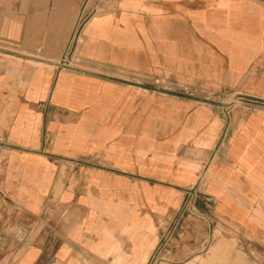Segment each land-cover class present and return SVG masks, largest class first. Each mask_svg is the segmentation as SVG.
<instances>
[{
  "label": "crops",
  "instance_id": "crops-1",
  "mask_svg": "<svg viewBox=\"0 0 264 264\" xmlns=\"http://www.w3.org/2000/svg\"><path fill=\"white\" fill-rule=\"evenodd\" d=\"M105 1L0 0V264H264V0Z\"/></svg>",
  "mask_w": 264,
  "mask_h": 264
},
{
  "label": "built area",
  "instance_id": "built-area-1",
  "mask_svg": "<svg viewBox=\"0 0 264 264\" xmlns=\"http://www.w3.org/2000/svg\"><path fill=\"white\" fill-rule=\"evenodd\" d=\"M105 4V0H95L90 11H86L85 7L81 10L71 42L59 64L63 66H77L81 63L80 59L75 55L76 46L80 41L81 28L87 18L93 13L103 10ZM146 89L161 93H173L183 97H192L199 101L212 102L226 115H229L238 106L251 108L258 103L255 98L246 95L242 91H231L229 93L213 92L181 84L165 77L153 78L146 86ZM198 196L199 191L196 185L185 189V200L181 209L182 215H200L197 210Z\"/></svg>",
  "mask_w": 264,
  "mask_h": 264
},
{
  "label": "rangeland",
  "instance_id": "rangeland-1",
  "mask_svg": "<svg viewBox=\"0 0 264 264\" xmlns=\"http://www.w3.org/2000/svg\"><path fill=\"white\" fill-rule=\"evenodd\" d=\"M219 233H220V232H219ZM220 236H221V234H218V232H217V235L215 236V239H214L210 244H211V245H212V244H215V243H216V242L222 237V236H221V237H220ZM201 254H202V253H201ZM220 255L223 256V252H221ZM222 256H221V258H222ZM256 256H257L258 259H261V257H262L261 254H257ZM197 260L199 261V262H198L199 264H205L203 256H199V257L197 258ZM189 264H196V263L193 262V263H189Z\"/></svg>",
  "mask_w": 264,
  "mask_h": 264
}]
</instances>
